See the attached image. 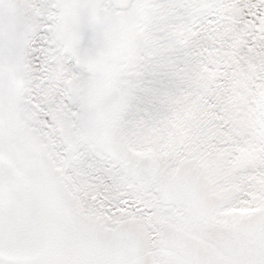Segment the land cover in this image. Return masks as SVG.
<instances>
[{
    "label": "snow or ice",
    "instance_id": "snow-or-ice-1",
    "mask_svg": "<svg viewBox=\"0 0 264 264\" xmlns=\"http://www.w3.org/2000/svg\"><path fill=\"white\" fill-rule=\"evenodd\" d=\"M0 264H264V0H0Z\"/></svg>",
    "mask_w": 264,
    "mask_h": 264
}]
</instances>
